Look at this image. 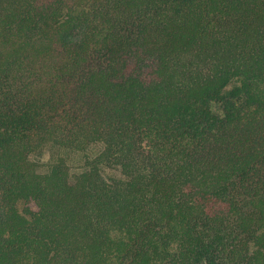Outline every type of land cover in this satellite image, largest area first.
Segmentation results:
<instances>
[{"label": "trees", "instance_id": "trees-1", "mask_svg": "<svg viewBox=\"0 0 264 264\" xmlns=\"http://www.w3.org/2000/svg\"><path fill=\"white\" fill-rule=\"evenodd\" d=\"M0 264H264V0H0Z\"/></svg>", "mask_w": 264, "mask_h": 264}, {"label": "rangeland", "instance_id": "rangeland-1", "mask_svg": "<svg viewBox=\"0 0 264 264\" xmlns=\"http://www.w3.org/2000/svg\"><path fill=\"white\" fill-rule=\"evenodd\" d=\"M50 151L49 150H44L41 152V154L37 155L38 161L40 164L45 165L48 163V160L50 158ZM73 169L72 171L76 170V167L71 166ZM44 168V166H42Z\"/></svg>", "mask_w": 264, "mask_h": 264}]
</instances>
